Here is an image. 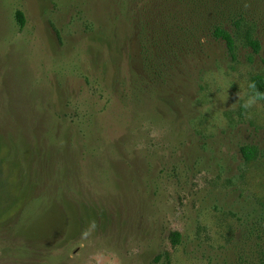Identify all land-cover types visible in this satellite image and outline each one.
<instances>
[{
    "label": "rangeland",
    "instance_id": "374dc122",
    "mask_svg": "<svg viewBox=\"0 0 264 264\" xmlns=\"http://www.w3.org/2000/svg\"><path fill=\"white\" fill-rule=\"evenodd\" d=\"M168 15L197 39L143 100ZM256 74L264 0H0V264H263Z\"/></svg>",
    "mask_w": 264,
    "mask_h": 264
},
{
    "label": "trees",
    "instance_id": "16d2710c",
    "mask_svg": "<svg viewBox=\"0 0 264 264\" xmlns=\"http://www.w3.org/2000/svg\"><path fill=\"white\" fill-rule=\"evenodd\" d=\"M204 5V3H202ZM206 5V4H205ZM179 18V16H178ZM168 31L162 47H158L156 41L153 39L149 41L148 48H144L140 51V73L136 76V84L138 91L141 95V99H146L158 89H162L163 86H167L175 78L181 74L180 67L184 65L185 61L190 57L192 52V43L197 39L196 34L175 35V28L173 26L174 17L168 15ZM182 19V18H181ZM179 18L178 22L181 20ZM16 20L20 27L25 24V17L23 12L18 11L16 13ZM184 29V28H183ZM210 35L216 40L224 42L228 52L232 57L235 53L234 37L223 28L222 24L214 25L213 28H209ZM202 33L205 34L204 30ZM248 44L254 49L255 52H259L261 46L259 41L248 36ZM250 87L252 95L257 100H264V75L256 74L250 80ZM242 152L247 160L252 158V150L248 148H242ZM171 240L174 244L179 243L180 234L174 232L171 234ZM264 264V263H263Z\"/></svg>",
    "mask_w": 264,
    "mask_h": 264
},
{
    "label": "clouds",
    "instance_id": "9594fccd",
    "mask_svg": "<svg viewBox=\"0 0 264 264\" xmlns=\"http://www.w3.org/2000/svg\"><path fill=\"white\" fill-rule=\"evenodd\" d=\"M255 96H249L245 101V107H250L252 104L255 103Z\"/></svg>",
    "mask_w": 264,
    "mask_h": 264
}]
</instances>
